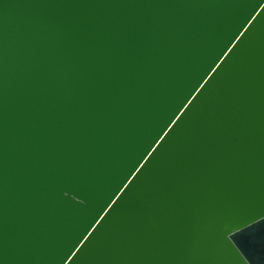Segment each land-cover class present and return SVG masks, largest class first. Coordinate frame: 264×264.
I'll return each mask as SVG.
<instances>
[{"label": "water", "instance_id": "95a60500", "mask_svg": "<svg viewBox=\"0 0 264 264\" xmlns=\"http://www.w3.org/2000/svg\"><path fill=\"white\" fill-rule=\"evenodd\" d=\"M0 264H264V0H0Z\"/></svg>", "mask_w": 264, "mask_h": 264}]
</instances>
